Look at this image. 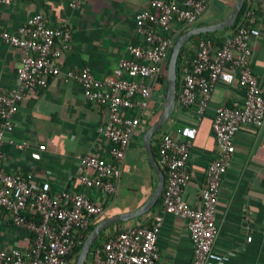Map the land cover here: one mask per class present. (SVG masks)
Segmentation results:
<instances>
[{"label": "built area", "instance_id": "built-area-1", "mask_svg": "<svg viewBox=\"0 0 264 264\" xmlns=\"http://www.w3.org/2000/svg\"><path fill=\"white\" fill-rule=\"evenodd\" d=\"M11 1L0 0V4ZM83 1L70 0L69 6L79 7ZM209 1L150 0L134 15L135 29L143 36V43L131 45L129 56L121 58L111 73L102 77H96L88 67L61 69L59 57L70 48L71 41V30L66 24L49 25L41 13H34L14 32L0 28V39L22 49L15 86L0 88V160L4 136L15 128L14 115L25 95L44 88L49 77L63 75L80 84L87 101L105 105L109 111L108 121L100 128L109 147L104 154L93 150L83 155L78 163V178L84 187L105 196L114 195L132 134L148 108L153 86L164 75L176 32L174 24L194 23ZM255 21V8L250 4L221 44L201 37L193 55L182 57L180 62L176 102L182 107L194 106L197 118L208 107L218 83L236 81L243 92L240 103L219 105L214 110L211 126L218 151L206 166L199 204L192 206L183 199L190 178L189 153L197 133L195 125L185 124L160 133L158 139V164L165 172L160 212L150 225L133 224L101 241L90 250L89 264H158L157 237L164 214L177 215L185 221L193 246L189 264H207L218 234L216 206L235 151L234 136L242 125H264L262 89L250 64L249 41ZM8 142L17 149L26 147L25 142ZM38 150L35 159L40 158L45 145H39ZM28 209L32 215H28ZM0 211H5L14 225L33 233L26 251L0 248V264H68L75 235L103 214L104 207L84 192L52 194L32 187L24 174L0 168Z\"/></svg>", "mask_w": 264, "mask_h": 264}, {"label": "crops", "instance_id": "crops-1", "mask_svg": "<svg viewBox=\"0 0 264 264\" xmlns=\"http://www.w3.org/2000/svg\"><path fill=\"white\" fill-rule=\"evenodd\" d=\"M69 1L12 0L8 5L0 4V28L14 32L34 13H41L49 25L66 24L71 30V41L70 48L59 57L61 69L88 67L96 77L110 74L121 58L129 56L131 45L143 43V36L135 29L134 15L150 0H84L76 8L70 7ZM244 1L246 7L253 5L256 12L249 41L250 64L264 98V0ZM234 2L210 0L194 23L184 26L175 23L173 44L181 33L225 18ZM235 27L216 30L211 32V37H205L221 44ZM201 34L193 35L199 37L186 42L188 54L195 51L197 40L204 37ZM21 55V48L0 39V88L15 86ZM160 84L153 86L148 108L132 134L121 174L115 181L114 195L105 196L96 189L84 187L78 178L81 172L79 159L93 150L104 154L109 147V142L100 134V128L108 121L109 111L105 105L87 101L80 84L74 79H65L63 75L49 77L44 88L25 95L14 115L15 128L4 136L0 168L5 172L24 174L32 187L44 188L52 194L84 192L104 207L97 222L138 208L156 182L142 136L149 119L161 112L166 84L164 90ZM242 96L236 81L218 83L210 95L208 107L199 118L194 106L182 107L176 102L171 120L179 124L164 127V131H174L185 124L197 127L188 159L190 178L183 192V199L189 205L199 204L206 166L217 156L218 146L211 126L214 110L219 105L240 103ZM154 137L152 141L158 148ZM9 139L25 142L26 147L17 149L8 142ZM233 141L235 151L224 175L216 206L218 234L207 264H264V125L260 128L242 125ZM41 144L45 145V150L40 152L39 159H35ZM155 158L158 162V157ZM85 172L90 173L88 169ZM161 201L140 217L112 224L105 229L106 233L111 235L133 224L150 225L161 210ZM27 213L32 215V210L28 209ZM32 239L33 233L14 225L9 215L0 211V248L16 247L26 251ZM157 247L158 264H189L193 246L181 217L164 214ZM71 263L72 260L68 264Z\"/></svg>", "mask_w": 264, "mask_h": 264}, {"label": "water", "instance_id": "water-1", "mask_svg": "<svg viewBox=\"0 0 264 264\" xmlns=\"http://www.w3.org/2000/svg\"><path fill=\"white\" fill-rule=\"evenodd\" d=\"M244 0H235L231 12L222 20L217 23L193 27L183 33H181L175 40L170 56L168 59V64L166 68V89L165 97L163 101V106L161 112L157 119L150 124L144 131L142 136V142L149 160L150 165L153 168L156 176V182L154 189L146 200L136 209L119 213L116 215H111L97 222L89 233L86 235L84 241L82 242L80 251L76 256L74 264H85L88 254L94 241L98 238L99 234L104 231L107 227L115 223H121L132 218L140 217L147 213L157 202L159 197L162 195L165 186L164 172L158 165L155 158L154 152L152 150V138L157 133V131L170 119L175 107H176V94H177V72L176 66L178 61V56L181 47L189 41L191 36L199 35L206 32H214L226 27H230L236 23L237 17L241 11Z\"/></svg>", "mask_w": 264, "mask_h": 264}, {"label": "trees", "instance_id": "trees-1", "mask_svg": "<svg viewBox=\"0 0 264 264\" xmlns=\"http://www.w3.org/2000/svg\"><path fill=\"white\" fill-rule=\"evenodd\" d=\"M245 8H246V4H245V1H244L243 6H242V8H241V11H240V13H239V15H238V17H237V22H236V24L240 21L241 16L243 15V12H244ZM236 24H235L234 26H232V27H229V28H234V27L236 26ZM201 35L205 37V36H210V35H212V33H211V32H207V33H203V34H201ZM199 36H200V35H199ZM199 36H192V37L190 38L189 41H193L194 39H196V38L199 37ZM210 37H211V36H210ZM171 48H172V47H171ZM170 52H171V49H170ZM170 52H169V55H170ZM192 55H193V53H192V54H188L187 43H185V44L181 47V50H180V53H179V56H178L177 66H176V72H177V92H178V88H179V83H178L179 81H178V79H179V69H180V62H181V59H182V57H184V56H186V57H191ZM166 67H167V63L165 64L164 75H163V77L161 78V80L159 81V82L161 83L160 85L163 87V90L165 89V84H166V75H165V74H166ZM176 99H177V94H176ZM176 107H177V104H176ZM158 116H159V114H157L156 116H153L151 119H149L147 126H149L150 124H152V123L157 119ZM173 117H174V112L172 113L170 119H172ZM165 124H166V123H165ZM165 124H164V125H165ZM164 125H163V126L157 131V133L154 135V136H155V137H154V140L156 139L157 143H158V139H159L160 133L166 132V131H164ZM156 136H157V138H156ZM152 149H153V152H154L155 157H158V148H157V146L155 145V142H154V141H152ZM161 197H162V196H161ZM161 197L158 199L157 203H158L159 201H161ZM157 203H156V204H157ZM156 204H155V205H156ZM96 223H97V219H96V220H93L92 223L89 225V227H88L86 230H84L82 233H80V235H79V234H76V235H75V244H74V247H73L71 253H70L69 256H68L69 262H70V260H72V263H71V264H74L75 259H76V256L78 255V253H79V251H80V248H81L82 242L84 241L86 235L89 233V231L92 229V227H93ZM121 230H122V229H118V231H116L115 233H112L111 235H114V234L118 233V232L121 231ZM111 235L108 234V233H106V230L102 231V232L99 234L98 238L94 241V243H93V245H92V247H91V250H92L94 247L98 246V245L101 243V241L105 240L108 236H111ZM89 257H90V256H89V254H88V257H87V259H86V261H85V264H86V262H88Z\"/></svg>", "mask_w": 264, "mask_h": 264}, {"label": "rangeland", "instance_id": "rangeland-1", "mask_svg": "<svg viewBox=\"0 0 264 264\" xmlns=\"http://www.w3.org/2000/svg\"><path fill=\"white\" fill-rule=\"evenodd\" d=\"M177 124H179L178 121H173V120L169 119V120L166 122V124L164 125V127H168V128H170V127H173V126H177Z\"/></svg>", "mask_w": 264, "mask_h": 264}]
</instances>
